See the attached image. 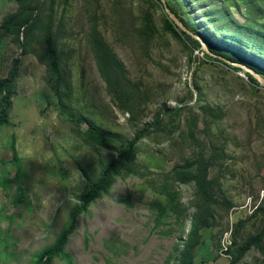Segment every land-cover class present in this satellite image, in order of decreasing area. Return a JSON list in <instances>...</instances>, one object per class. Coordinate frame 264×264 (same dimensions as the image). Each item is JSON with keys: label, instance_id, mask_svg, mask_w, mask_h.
I'll list each match as a JSON object with an SVG mask.
<instances>
[{"label": "rangeland", "instance_id": "1", "mask_svg": "<svg viewBox=\"0 0 264 264\" xmlns=\"http://www.w3.org/2000/svg\"><path fill=\"white\" fill-rule=\"evenodd\" d=\"M167 2L208 50L264 70V0ZM163 5L0 0V79L18 73L0 130V264H36L137 134L131 164L67 243L75 264H264V86L209 59ZM200 165L203 183L173 173ZM161 193L173 212L158 221Z\"/></svg>", "mask_w": 264, "mask_h": 264}, {"label": "trees", "instance_id": "2", "mask_svg": "<svg viewBox=\"0 0 264 264\" xmlns=\"http://www.w3.org/2000/svg\"><path fill=\"white\" fill-rule=\"evenodd\" d=\"M158 3H161L160 0H156ZM165 6L169 9L171 13H173L183 24L184 26L190 30L192 33H194L197 36L201 37V34L196 32L195 29L190 27L187 22L169 5L167 0H164ZM166 17L167 14L165 13ZM24 13L19 14L18 16L14 17V20H19L23 18ZM31 17V21L33 22L35 20L34 16H28ZM172 24L174 27L180 31V30L173 22ZM171 25L170 30L174 33H177L176 29ZM185 35H187L186 32ZM188 36H190L188 34ZM207 42V41H206ZM210 42V41H208ZM208 48L210 53L216 56H221V54L215 50L213 46L208 43ZM222 56H224L222 54ZM209 59H213V57L207 56ZM218 60V59H217ZM219 61V60H218ZM238 64L249 66L254 70L257 74L261 75L264 78V70L257 67V65H253L250 63H244V62H238ZM242 71V70H241ZM55 73V66L54 71L52 74ZM56 74V73H55ZM54 74V78L56 79L58 75ZM245 74V72H244ZM248 80L255 84L257 83L249 74H245ZM17 79H18V73L17 70L14 69L12 71L8 78L0 79V130L3 127H7L9 125V117L12 107V98L14 97L16 93V87H17ZM60 82H57L56 86V92L59 93V84ZM64 105V104H63ZM66 106V103H65ZM162 123V119L160 117V114L156 117V121L153 122L152 126H159ZM81 125H86L88 127L87 134L91 139H94L99 144H110V142L113 140V137L109 133H107L105 130H103L100 125L94 123V122H88V121H81ZM140 138V135H136L133 141L129 142L126 147L124 146L121 150L118 152L117 158L104 170H102L101 176L94 180L88 182V188L86 189V192L81 194L79 198V204L76 205L74 210L71 213L70 221L67 225V227L61 232L60 235H58L56 241L50 245L48 248H46L40 255V260L36 264H51L52 261L56 258H63L66 260V264H75L73 258L67 253L66 246L70 239V237L75 233L78 222L80 217L87 213L89 207L92 203L99 200L103 195L107 194L110 188L113 186L117 178L122 174V172L126 169V167L131 164L132 157L134 156V146L137 143V140ZM204 167L202 165L199 166V171L196 173V175H193L191 173H180L178 170L173 171V173L176 174V176L181 180L182 184L188 183V181H194L196 183H203L205 181L206 175L204 174ZM191 179V180H190ZM4 188H7V181H4L2 184ZM160 198L164 199L166 202V206H164L162 211H159L157 220H163V219H169L172 216L173 211H168V208H171L172 206V199L171 197H168L165 193H161ZM21 200V199H18ZM256 210H261L259 207ZM198 235V229L194 230L193 237ZM193 247V245H192Z\"/></svg>", "mask_w": 264, "mask_h": 264}, {"label": "water", "instance_id": "3", "mask_svg": "<svg viewBox=\"0 0 264 264\" xmlns=\"http://www.w3.org/2000/svg\"><path fill=\"white\" fill-rule=\"evenodd\" d=\"M161 1V4L164 3V0H160ZM164 10H165V13L167 14V16H169L170 20L182 31L188 33L189 35H191L192 37H194L196 40H198L202 45H203V48L206 50L207 54L216 58V59H219V60H222L226 63H228L229 65H231L232 67H235V68H238L239 70H242L243 72H245V74H249L251 75V77L258 83L260 84L261 86H264V78L257 74L254 70H252L251 67H247L245 65H241V64H234V63H230L228 62L227 60H224L222 59L221 57L219 56H215L213 55L212 53H210V51L207 49V46L205 44V41L200 37V36H197L195 35L194 33L190 32L185 26L184 24L173 14L169 11V9L165 6V3H164Z\"/></svg>", "mask_w": 264, "mask_h": 264}]
</instances>
